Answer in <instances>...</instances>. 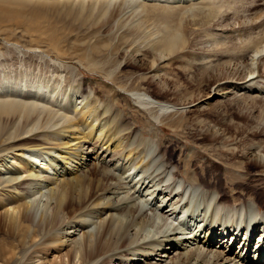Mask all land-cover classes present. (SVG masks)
Returning a JSON list of instances; mask_svg holds the SVG:
<instances>
[{"label":"bare ground","instance_id":"6f19581e","mask_svg":"<svg viewBox=\"0 0 264 264\" xmlns=\"http://www.w3.org/2000/svg\"><path fill=\"white\" fill-rule=\"evenodd\" d=\"M261 2H263L261 3L263 5L264 0ZM237 4L235 5V0H102L97 2L96 5L99 8L104 7L106 12L111 11L110 8H113L112 11L119 13L126 6H131L133 13H137L140 18L132 21L125 20V24L129 25V29L134 31L135 34L145 35L148 39L149 50L159 49V56L162 58L183 50L186 47V34H188V31H196L206 23L215 22L216 26H212L214 23L211 26L213 28L217 27L215 29L216 33L218 31L222 36H219L221 37V44L216 45L217 49L222 45V42L225 46V39L228 38L225 34L236 32L237 36L243 37L242 31L250 30L251 32L248 33L247 31L248 34L244 37L250 38L251 34H260L261 32L264 35V24L259 22L258 15L249 17L246 14L249 6L240 5L237 8L239 5ZM245 15L249 18H246ZM229 16L235 20H240L239 28H231L227 24L223 25L226 26L224 28L219 23V20L223 22L224 18ZM110 18L112 19L113 15ZM154 23L162 25L164 35L161 39L154 38L156 32L153 30L155 28L150 30L151 33L146 30L149 26L154 27ZM259 31L260 33H258ZM254 35L256 37V34ZM214 40L217 42L216 39ZM257 40H253V43H251L245 39L244 42L241 41V48L236 53L231 51L221 54L223 58L228 57L229 54L233 56V53L239 55L242 59L248 56L251 63L247 66V72L240 76H236L237 72L232 71L231 67L228 70H219L213 75L217 82L221 81L215 89L216 93H222L220 97L233 94V91L236 95L239 91L249 90V88L252 91L253 88L249 83L253 80L254 67L252 66L255 65L254 60L264 53V37L260 36ZM128 41L129 39L126 40V42ZM212 46L210 45V47ZM234 50L236 49L234 48ZM97 73L101 77L104 75L100 70ZM105 78L115 83V80L109 78L108 75H105ZM111 82L109 84L107 82L103 89H107L104 90L106 93L114 92L113 94H115L116 91L111 86ZM141 82H144V78L141 79ZM20 83L16 85L5 80L2 85L0 84V146L2 148L0 159L4 150L15 157L12 160H3L0 168V180L1 182L4 180L5 184L7 183L3 186L5 190L0 192V195H2L0 201H2V204L3 202L8 203H6V206L4 204L3 224L0 226L1 264H15L14 258L17 254L21 260L26 255V247L31 245L37 238L39 240L44 239L42 244L45 246L66 244L67 247L71 241L69 238H71L73 246L66 252L68 264H97L101 257L105 258L100 264H103V262L109 264L114 260L121 259L122 253L120 252L126 247L133 246V244L134 246L136 244V246L127 249L131 253L129 254V260L132 261L130 264H136L141 259L143 261L149 260L152 256L159 257L161 253H166L173 246L180 247L183 252L182 254L179 253L182 259L176 264H264V210L260 214V209L264 207V187L256 188L258 191L255 192L251 191L256 194H253L256 199L255 203L252 204L249 197L241 202H237L236 199L234 201L230 197L233 204L229 205L228 197L226 198L221 194L217 187L223 185L228 193L234 195L233 198L237 197L235 195L241 194L240 189L242 188L239 186L241 184V182H238L239 179H235L236 176H232L234 177L232 178L229 177L230 174L228 175L229 169L231 171L234 169L223 163L224 165H219L222 167L221 173L217 171V174L214 171V173L208 171V168L197 170L198 172L196 170L190 171L188 164H190L193 157L182 161L181 166L187 167V171L184 168V184L165 188L162 175L167 179L168 174H165L164 170L161 171V174L156 173L161 175V179H157L158 176L153 177L150 171L148 175L150 160L148 156L147 159L145 158L146 153L149 155L148 146L138 140L135 145H133V141L129 142L133 132L131 126L150 125L151 120L141 122V120H137L138 118L135 119L137 116L135 117L133 114L138 113V111L134 112L132 109L130 117L118 118V114L111 112L109 106H98L94 104L95 102L92 103V100L88 101L87 97L83 96L77 98L81 99L80 103H83L80 109L75 106L78 102L73 105L70 100L72 104L69 103L64 107L61 114H58V110V112L53 110L55 106L51 108L53 106L51 102L48 103L51 107L42 104L47 96L45 86L41 87L42 85L36 84V81L35 85H27L25 80L20 81ZM46 83L48 84V82ZM100 88L101 86H98L96 92H101ZM44 89L46 90L44 91ZM54 91L56 90L54 89ZM54 91L51 92L48 100L46 98L47 101L52 97ZM57 92H60V90ZM57 94H61V97L64 96H62L64 94L62 92ZM81 94H83L82 91ZM157 97L163 99L160 94ZM161 99L154 101L141 93L136 95L139 105L146 113L148 111L155 120L163 114V111L165 112L174 107L163 103ZM123 101L126 103L128 99L123 97ZM77 109H79L78 112ZM72 115H75V117ZM128 118L132 119L133 125L126 122ZM58 119H60L59 121L62 119V126L57 123L60 127L54 130L53 128L56 127L55 124ZM142 119H145V117ZM170 126L173 127V123ZM38 132H40L38 136L43 134L46 140L58 142L55 146L57 148L44 147L45 143L42 141H40L41 145L44 144L42 148H40V144H33L35 138L33 136H37L36 133L38 134ZM27 135L31 137L28 136L29 138H27ZM82 141L84 144H88L91 150L94 151V155L98 157V166L89 167L87 163L89 162L87 152L89 147L84 148L85 145L80 144ZM98 142L97 147L94 146ZM228 147L226 145L225 148H222L223 153L233 155L235 148ZM72 149L74 150L71 153ZM99 149H104L100 155H98ZM159 150L161 151V149ZM163 150L164 156L168 158L167 160H174V150L172 154L171 150ZM117 155H119L118 158H116ZM242 155L247 160L245 161L247 164L250 163L254 167L264 168V144L253 141L248 144L247 150ZM155 161L157 160L153 158L152 166L156 165ZM13 168L17 171H12ZM244 170L247 173V168H244ZM181 172L177 171L175 175L178 176ZM121 184L126 185V191L119 192L123 188V186H120ZM195 185L207 188L199 201L202 200L203 204L205 202L208 208L215 203L214 207L211 208V212H206L203 209L206 214L202 212V215L208 216L207 218L204 215L194 218L193 214L196 215L199 212L192 213V210L187 222L180 223V229L173 228L170 230L169 228L174 227L170 219L175 215L179 216V214H175L177 210H179L178 213H186L188 207L186 206V209H184V205L186 203L188 205L190 201L188 197L187 200L184 197H186L188 186L194 187ZM211 186L214 189L216 188L215 192ZM1 189L3 188L1 187ZM3 196H5L4 200ZM193 196L195 197V195L191 196L192 199H194ZM155 202H158L159 205H155ZM184 202L186 203L184 204ZM92 203H94L93 208H90ZM7 206L14 207L10 209ZM94 207L97 208L94 209ZM96 212L102 218L108 214L107 218L102 219V222L98 225L93 217L97 214ZM245 213L250 214L253 219L250 223L247 222V226H245L247 221L245 219L247 214ZM237 214H239L238 221H236L238 219ZM98 218L100 219V217ZM178 218L180 220V216ZM224 225H226V228L222 229L221 226ZM229 225H232V227L227 230ZM243 227L245 231L242 230ZM163 228L168 229V231L164 232ZM59 231H63L61 236H59ZM78 231L83 234L80 236ZM132 231H134L133 234H131ZM153 231L155 232L154 235L162 234L163 240L158 242L150 239L141 246L137 244L141 237L148 236ZM78 235L80 237L75 238ZM192 243L196 245V248L194 246L189 248L194 245ZM36 245L38 246V244ZM247 253H252L253 257L249 258Z\"/></svg>","mask_w":264,"mask_h":264},{"label":"rangeland","instance_id":"374dc122","mask_svg":"<svg viewBox=\"0 0 264 264\" xmlns=\"http://www.w3.org/2000/svg\"><path fill=\"white\" fill-rule=\"evenodd\" d=\"M101 1L102 0H0V84L2 85L6 80L18 85L21 84L20 81L22 82L25 80V84L35 85L36 81V84L39 83V85H42H40L41 87L45 86L47 89H44V91L46 90L47 96L42 104L51 107L49 105L51 102V105H53L51 108L55 106L53 110H58V114H61L64 107L69 105L71 101L73 105L78 102L75 106L80 109L83 103H80L81 99L77 98L81 96L87 97L88 101L92 100L91 102H95L94 104L98 106H109L111 112L118 114V118H123L124 116L130 117L132 113L131 109L134 112L138 111V113L133 114L135 117L137 116L135 119L138 118L137 120H141V122L151 120V123L150 125L141 124V126H131L133 132L129 142L131 143L133 141L132 143L135 145V142L138 140L148 146L149 155H147V153L145 154V158L147 159L148 156L150 160L148 172L150 171L153 177L158 176L157 179H161L160 174L161 171L164 170L163 172L168 174L167 179L162 175V180H164L163 186H166L165 188L184 184V168H186L187 171V167L181 166L182 161L194 157L190 164H188L190 171L196 170V172H198L197 170L208 168V171L217 174V171L221 173L222 167L219 165L223 163H226L227 166L234 169L232 171L229 169L228 175L230 174L229 177L236 176L235 179H239L238 182H241V184L238 185L242 188L240 189L241 194L235 195V197H237L233 198L234 195L228 193L223 185L217 187L221 194L226 198L228 197L229 205L233 204L231 198L234 199V201L236 199L237 202H241L249 197L250 202H252V204L255 203L256 199L253 196L255 193L252 192L258 191L257 189L264 187V168L254 167L250 163L247 164L245 162L247 160L242 153L247 150L248 144L253 141L264 144V53L254 60L255 65L252 66L254 67L253 80L249 82L253 88L252 91L249 88V90L239 91L237 95L234 94L235 91H233L234 95L230 94L220 97L222 93H216L215 89L221 81L217 82L213 75L219 70H228L230 67L232 71L237 72L236 76H240L247 72V66L251 63L250 58L247 56V58L244 57L246 59H242L239 55H235V53L241 48V41L244 42V40L247 39L248 42L253 43V40L256 41L260 36L264 37L262 32L260 33L259 31L258 33L260 34L253 33L256 34L257 38L255 35L253 36V34H251V39L244 37L251 32L250 30H243L241 33L243 37L237 36L236 32L232 33L233 35L225 34V36L228 37H225V46L222 42V45H220L222 47L219 46L217 49L216 45L221 44L222 36L218 31L216 33L215 29L217 27L213 28L216 26L215 22H213L214 24L206 23V25L204 24L205 26L203 25L199 28L200 30L188 31V34H186V47L183 50L161 58L159 56V49L155 51L149 50L147 45L148 39L145 35L135 34L134 31L129 29V25L125 24V20L132 21L140 18L137 13H133L131 6H126L120 13L112 11L113 8H110L111 11L106 12L104 7L99 8L96 5L97 2ZM237 1L235 0V5ZM261 1L263 0H239L237 8L240 5L249 6L250 11L248 9L246 14L249 17L251 15H258L259 22L264 24V4L261 5V3H263ZM250 6L252 7L250 8ZM111 15H113L112 19L110 18ZM219 21L218 22L222 24V26L227 24V26L231 28L234 27L235 29L240 27V20H235L231 18V16L224 18L225 22H222V20ZM223 27L225 28L226 26ZM153 28H155L153 31L156 32L154 38L161 39L164 35L162 25L154 23V27L149 26L146 30L151 33L150 30ZM211 35H213L214 38H212L213 36ZM127 39H129L128 42H126ZM214 39H216L217 42H215ZM219 40L220 42L218 43ZM212 41L216 44L214 43V45ZM229 42L232 44L231 46ZM210 45H214L215 47H210ZM226 45L228 46L226 47ZM232 46H235L234 48L236 50H234ZM218 51L222 52L219 53ZM231 51H235V53H233V56L229 54L228 57H226L227 59L230 57L228 59L229 62L225 57L223 58L221 54ZM215 53L216 55H214ZM237 53L239 54V52ZM99 70L104 74L102 77L97 73ZM105 75L114 79L115 83H112L108 79L106 80ZM142 78H144V82H141ZM46 82H48V84ZM109 82H111V86L116 91L115 94H113L114 92L106 93L105 91L107 89H103L105 84H109ZM51 84L52 86H50ZM98 86H101L100 90L102 93L96 92ZM258 88L259 92L257 91ZM54 89L56 91H54ZM49 90L51 91L49 92ZM59 90L64 93L62 94V96L64 95L63 97H61L60 92H57ZM52 91H54L53 95L49 101H47ZM81 91L83 94H81ZM56 93L60 95H56ZM140 93L154 101H159L161 99L157 97V95L160 94V96H163V99H161L163 103L174 107L165 112L163 111V114L155 120L150 116L151 114L148 111L146 113L137 102L136 95ZM123 97H126L128 102L125 103ZM125 105L128 107L126 106V108ZM79 109H77V112ZM72 116L75 117V115ZM143 117H145V119H142ZM59 120L60 119H58L55 124L56 127L53 128L54 130L55 128L56 130L59 129V125L62 126L61 123H63V121L62 119V122ZM126 122L132 125L134 123L130 118H128ZM57 123L60 124L58 125ZM172 123L173 127L170 126ZM168 124H170L169 128ZM39 133L40 132H38V134L36 133L37 136H33L36 138H34L33 144H40V141H42L45 143L44 147L57 148L55 146H57L58 142L48 141L49 139L47 138L48 140H46L43 134V136H38ZM28 136L29 135H27V138L31 137ZM80 144L85 145L84 148L89 147L88 144H84L83 141ZM98 144L99 142L94 144V146L97 147ZM43 145L44 144H40V148H42ZM226 145L229 146L228 148H235L233 155H229L226 152H224L225 154L223 153L222 148H225ZM103 148L105 149V147ZM1 149L0 146V150ZM104 149H99L98 155H100ZM159 149H161V151ZM163 149L171 150V154L175 152L173 154L174 160H167V156L163 154ZM73 150L74 149L70 152L72 153ZM87 152L89 156V162H87L89 167L93 168L94 166H98V157L94 155V151L91 150V147L87 149ZM1 156L0 168L3 164V160H12L14 157L10 152L5 150L2 151ZM118 156L119 155H117L116 158H118ZM21 157H23V155H21ZM153 158L157 160L154 162L157 166L155 164L152 166ZM178 159L180 160L178 161ZM244 168H247V173ZM14 170L17 171L13 168L12 171ZM177 171H182L180 174L182 178L180 175H178L179 177L175 175ZM156 173L160 174L157 175ZM2 181L3 182L0 180V192L1 190H5L3 186L7 184L4 183V180ZM120 186H123V188L119 190V192L126 191V185L121 184ZM1 187L3 189H1ZM212 187L213 186H211V188ZM206 190L207 188H203L201 185H195L194 187L188 186L184 199L187 200L188 197L190 202L188 205L186 203L187 201L184 202V204L186 203L184 209H186V206L188 207L186 213H184L185 218L184 214L178 213L179 210H177L175 214H179L181 221L178 215H175V217L173 216L170 220L174 224V227L169 228L170 230L179 228L182 222L186 223L188 218H190V212L192 210V213H201L196 215L193 214L194 218L199 215L202 217L207 211L211 212V208L214 207L215 203L208 208L205 202L203 204L202 200L199 201ZM214 190L216 191V188L214 189L213 187V191ZM192 195H195V197L193 196L194 199L191 198ZM1 196L2 195H0V198H2ZM4 197L5 196H3V200ZM0 202V204H2V201ZM6 203L3 202V204L0 205V226L3 224L2 214L4 204L6 206ZM91 205L90 208H93L94 203ZM155 205H159V203L155 202ZM7 207L12 209L14 206ZM95 208L97 207H94V209ZM263 210L264 207L260 209V214L263 213ZM202 212H204L203 215ZM96 213L98 214V212ZM97 214L93 216L97 225L102 222V219L104 220V218L108 216L107 214L102 218V216ZM245 214H247L246 216L244 215L247 220L245 226H247V222L250 223L253 219L250 214ZM97 216L100 217L101 221ZM204 216L205 218L208 217H206V215ZM236 217L238 218L236 221H238L239 214H237ZM221 227L225 229L226 225ZM230 227H232V225L227 226V230L228 228L231 229ZM244 227L242 230L244 229L245 231L246 227ZM163 231L166 232L168 229L163 228ZM82 232L84 231L82 230ZM82 232L80 233L78 231V234L81 236V234H83ZM133 232L134 231H132L131 234H133ZM58 233L59 236H61L63 231H59ZM154 234L155 232L153 231L150 235L141 237L142 239L140 238L137 244L141 246L150 239L157 240L158 242L163 240L161 237L162 234ZM79 235L75 238L80 237ZM151 235L155 237L153 236V238ZM69 239L72 241L71 238ZM43 240L37 238L31 245L27 246L26 255L21 260L19 259L20 256L17 254L14 258L16 261L15 264H68L66 252L73 246L70 240H68L70 243H67L69 245L68 247L66 244L45 246L42 244ZM36 244H38V246ZM135 246L133 244V246L131 245L124 248L120 252L122 253L120 256L121 259L114 260V262L109 264L132 263V261L129 260V254L131 253H129L130 251L128 252L127 249H132ZM192 246L195 247L196 245H191L189 248ZM194 247L193 250L196 248ZM179 253H183L182 249L173 246V248L167 250L166 253H161L159 257L152 256L149 260L143 261V259H141L142 262L140 261L137 263L147 264L149 261L148 264H176L182 259ZM247 255H249V258L253 257L252 253H247ZM104 258L105 257H101L97 264H100ZM1 263L2 262H0V264Z\"/></svg>","mask_w":264,"mask_h":264}]
</instances>
